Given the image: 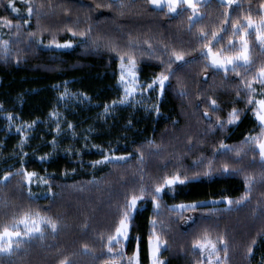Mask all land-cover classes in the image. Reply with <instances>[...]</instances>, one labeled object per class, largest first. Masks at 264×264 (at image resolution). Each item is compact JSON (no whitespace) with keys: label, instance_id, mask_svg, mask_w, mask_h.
<instances>
[{"label":"trees","instance_id":"trees-1","mask_svg":"<svg viewBox=\"0 0 264 264\" xmlns=\"http://www.w3.org/2000/svg\"><path fill=\"white\" fill-rule=\"evenodd\" d=\"M111 2L33 0L44 6L25 25L27 6L16 0L20 9L17 14L5 7L7 0H0V16L22 25L19 37L15 30L4 28L0 32V41L11 42L6 58L0 51V224L9 221L13 213L29 208L53 217L59 224L56 234L48 231L43 240H34L20 252L0 255V264H59L64 257L71 264H104L108 254L98 236L110 231L124 194L133 188L138 190L141 175L150 184L154 178L177 169L186 170L189 176L194 172L201 175L180 186L174 197L165 195L161 201L160 215L155 218L163 223V229L158 227L157 231L162 230L168 242L162 259L167 264H194L199 257L192 253L191 242L209 228L213 235L221 234L228 241L226 264H264V166L258 153L250 151L245 143L247 137L260 135L261 129L250 110L254 105L246 102L239 77L228 73L225 78L223 72L204 71L206 61L199 55L196 29L188 31L190 13L171 18L153 11L145 0H123L127 5L124 9L104 7ZM241 3V11L251 5L255 15L260 0ZM202 11L206 13L202 25L211 30L219 24L224 9L211 0ZM89 27L87 38L73 37L67 30L79 32ZM30 31L37 32L43 44L30 39ZM53 38L59 43L71 40L73 48H46ZM130 38L137 44V71L142 85L150 83L165 67L160 59L139 55L148 47L145 41L164 60L168 58L163 53L167 45L169 50H184L189 53L185 59L195 61L181 70L173 64L175 74L170 76L161 97L152 91L134 98L142 103L138 108L134 99L119 104L124 98L118 88L120 61L108 47L111 43L127 51ZM252 55L256 68L264 64V52L255 46L254 38ZM212 99L218 105L215 112ZM113 101L117 103L113 105ZM105 105H110L108 112ZM233 107L240 110V121L224 128L214 127L217 117L227 121ZM205 111L211 116L212 126L203 115ZM3 114L12 116L16 123L34 125L27 146L20 148L21 136L10 132ZM57 119L61 123L59 131ZM221 142L244 149L240 163L234 162V153H218ZM141 153L143 161L139 159ZM107 154L132 159L93 166ZM201 160L204 164L194 165ZM208 161L213 162L214 170L211 175H203ZM224 162L244 171L222 174ZM21 169L48 180L45 198L28 197L23 177L17 174ZM8 173L12 175L5 182L3 177ZM245 174L253 175L256 183L250 201L242 206L225 210L206 204L196 212H184L183 218L169 210L171 205L181 203H208L225 197L235 200L245 191ZM190 216L196 218L195 223L188 222ZM153 218L149 197L135 214L126 246L131 255L136 246L134 238H140L141 264H150L147 237ZM84 244L89 246L88 253L83 250ZM250 246L251 256L247 252Z\"/></svg>","mask_w":264,"mask_h":264},{"label":"snow or ice","instance_id":"snow-or-ice-1","mask_svg":"<svg viewBox=\"0 0 264 264\" xmlns=\"http://www.w3.org/2000/svg\"><path fill=\"white\" fill-rule=\"evenodd\" d=\"M21 2L27 6L28 19L24 21V24L28 25L33 14H38L39 9L44 5H36L33 3V0H21ZM145 2L153 11L162 12L165 16L171 18L190 13L188 15V31L192 32L193 29H196L194 34L200 43L199 55L206 61L204 71L207 72L208 69H212L214 72H223L225 78H227L228 73H234L236 77H239L242 91L247 95L246 102L248 105H254L250 110L261 129L260 135L247 137L245 143L250 145V151L258 153L259 162L261 166H264V64L256 68L252 55L253 38L255 46L264 52V0H260L259 8L255 15L253 14L251 5H249L248 9L241 11L243 9L241 0H216L217 4L224 11L221 13L219 24L214 25L211 30L202 25V21L206 17V13L202 11V8L207 7L211 3V0H145ZM114 5L118 9L127 7L123 0H112L111 3L104 5V7L111 9ZM5 7L11 9L13 13L18 14L20 12V9L16 7V0H7ZM96 7L99 8L101 5L97 4ZM198 24L201 25L199 28H197ZM4 28H7L9 31L15 30L16 36L19 37L22 25L20 23L14 24L7 16H0V32ZM67 30L71 32L73 37L79 36L82 38H87L91 32L90 27L79 32L72 28H68ZM28 36L30 39H35L36 43L43 44V40L38 38L37 32L30 31L28 32ZM226 37L227 41L225 43ZM145 43L148 47L146 50L140 51L139 55H148L150 58L155 57L160 59L161 64L165 66L164 70L154 76L152 81L146 85L139 84L136 42L130 38L127 51H120L118 46L111 43L108 45L110 51L116 52L120 61L119 83L123 86L124 90V98L119 101L121 104L126 103L128 98L140 88L155 90L158 87L162 95L165 89V82L169 80L170 76L175 74L172 67L173 64H177V70H181L184 65L195 62L194 60L189 61L185 59L189 53H186L182 49L176 50L173 48L169 50L167 45L163 47V53L168 57L167 60H164L156 55L155 49H153L150 42L145 41ZM10 44L9 40L0 41V51H2L5 58L10 50ZM52 45L56 48H70L72 47V41L68 40L64 43H59L53 38L48 46L51 47ZM241 69L244 70L243 73L240 71ZM183 94L181 92V95ZM257 95L261 98L257 99ZM237 96H240V91H237ZM116 103L117 101L112 102L113 105ZM210 104L212 110L215 112L218 109L217 101L212 99ZM109 107L110 105H105V112H108ZM157 112H159L158 107ZM52 115H56V113ZM203 115L209 120L210 126H212L209 112L205 111ZM240 118V110L233 107L228 113L227 121H222L217 117L214 127L224 128L226 124H236L240 121ZM8 119L11 120L13 117L9 116ZM28 127H32V125H28ZM71 127L73 126L69 124V128ZM57 131H59V126H57ZM23 143L24 141L21 142V146ZM217 151L220 155L224 156H227L228 153H234V162L238 164L241 162V154L244 149L232 148L221 142L220 148ZM41 159H45V157H41ZM128 159L129 156L104 155V158L95 161L93 166L114 161H127ZM139 159L143 161L142 153ZM252 162L255 163V155L252 158ZM202 164H204L203 160L194 162L196 166ZM213 170V162L208 161L207 171L203 175H211ZM220 171L222 174H232L241 173L244 169L233 167L229 163L224 162ZM17 174L23 177L22 183L28 189V197L30 199L35 197V194L31 190L33 178H36L38 182L48 184L46 178L39 177L35 172H27L21 169ZM11 175V173L6 174L3 180L5 182L8 181ZM200 175V172H194L189 176L186 170L181 171L177 169L171 173L154 178L150 184L146 183L144 176L141 175L138 181V190L137 188H133L124 194L123 204L117 208L116 219L113 221L110 231L106 235L101 233L98 236L108 254V259L104 261V264H141L140 238H134L136 246L131 255H128L126 246L130 241L129 233L133 228L135 214L143 208V204L147 202V198L149 197L151 198L154 210V218L150 221V231L147 237L148 258L150 264H167L162 259V250L167 251L168 242L164 238L163 231H157L158 227L163 229V223L158 221L155 216L160 215L161 201L165 195L171 194L174 197L180 186L198 179ZM261 175L262 182H264V173ZM255 183L256 179L253 175L245 174L244 193L235 200L225 197L224 199L228 205V208L225 210H231L233 205L239 207L249 202ZM205 205L206 202L204 201L181 203L171 205L169 210L178 212L180 217L183 218L184 212H196L198 208ZM188 220L192 221V223L196 222L195 217L190 216ZM84 227L87 228V225H84ZM58 230V221L53 217L42 215L40 211H34L31 208L21 209L13 213L9 221L0 224V255L12 256L22 251L23 246L30 245L34 240H43L46 232L50 231L54 235ZM252 243L255 244V240ZM83 250L85 253L90 251L88 244L83 245ZM191 251L199 257L194 260V264H226L229 245L223 235H213L212 230L205 228L192 240ZM252 251L253 249L250 246L247 250L249 256L252 255ZM59 264H71V261L68 257H64L59 261Z\"/></svg>","mask_w":264,"mask_h":264},{"label":"rangeland","instance_id":"rangeland-1","mask_svg":"<svg viewBox=\"0 0 264 264\" xmlns=\"http://www.w3.org/2000/svg\"><path fill=\"white\" fill-rule=\"evenodd\" d=\"M48 45H46V48H51V49H55V50H70L73 48V44H72V47H70V48H56L54 45H52L51 47H49ZM119 76H120V73H119ZM138 79H139V76H138ZM166 83H167V81L165 82V86H166ZM139 84L142 85L140 83V81H139ZM118 88L120 89L122 95L124 96L123 86L119 83V80H118ZM152 91L157 93V95L159 97H161V93H160V90L158 87H156L155 90H147L144 88H140L137 90L136 93H134L132 96H130L128 98L127 102H129L130 100H133L134 98L145 96L146 94H148ZM127 102L123 103L122 105L127 104ZM134 104H135L136 108L142 107L141 106L142 103L141 104L138 103L135 99H134ZM1 110L2 109L0 108V112H1ZM3 117L8 118L9 115L3 114ZM57 121H58V126L60 127L61 123H60L59 119H57ZM8 122L10 124L9 125L10 132L20 135L22 141H24L23 145L22 146L20 145V148L27 146L29 143V140L33 137L34 125L27 124V123L19 124V123H16V121L14 119H11V120L8 119ZM28 125H32V127H28ZM18 129H19V131H18ZM107 155H115V154H107ZM115 156H118V155H115ZM124 156H127V155H124ZM131 159H132V156H129V159L127 161H130ZM127 161H120V162L114 161L111 163H126ZM105 164H109V163H105ZM39 177H41V176H39ZM48 186H49V184H44V183L38 182L36 180V178H33V182L31 184V190L35 194L36 198H45L48 195ZM213 202H216V203H213ZM206 204H209V205H212L215 207L219 206L220 208H226V209L228 208L226 200L210 201ZM188 222H191V221L189 220ZM129 235H130V233H129Z\"/></svg>","mask_w":264,"mask_h":264}]
</instances>
